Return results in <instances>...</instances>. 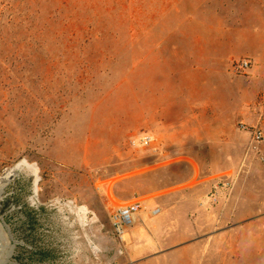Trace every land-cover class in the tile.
Masks as SVG:
<instances>
[{"label":"rangeland","instance_id":"obj_1","mask_svg":"<svg viewBox=\"0 0 264 264\" xmlns=\"http://www.w3.org/2000/svg\"><path fill=\"white\" fill-rule=\"evenodd\" d=\"M253 1L0 0L4 264H264V143L239 128L264 113L229 69L248 59L213 54L264 23ZM135 201L121 241L110 212Z\"/></svg>","mask_w":264,"mask_h":264},{"label":"built area","instance_id":"obj_2","mask_svg":"<svg viewBox=\"0 0 264 264\" xmlns=\"http://www.w3.org/2000/svg\"><path fill=\"white\" fill-rule=\"evenodd\" d=\"M250 66L249 61L239 60L230 63L229 69L233 75H239L248 70ZM239 128L247 132L250 137V151L255 154L260 153L259 145L264 143V130H262L260 123L255 125H246L240 123ZM142 145L152 146L154 139L149 136H142L140 140ZM260 160L264 162V157L261 156ZM232 177L225 175L220 177L218 183L213 187V191H210L207 202L210 205L220 203L222 200L226 202L231 191ZM142 209V203L140 201L125 203L115 206L109 215V223L113 234L121 241H124V236L127 235L128 230L135 225L139 219V214ZM160 214L159 207H153L149 211V217H156Z\"/></svg>","mask_w":264,"mask_h":264},{"label":"crops","instance_id":"obj_3","mask_svg":"<svg viewBox=\"0 0 264 264\" xmlns=\"http://www.w3.org/2000/svg\"><path fill=\"white\" fill-rule=\"evenodd\" d=\"M252 4L264 5V0H257V3L254 1L250 2V5ZM221 43L224 45L223 41ZM225 44H230V46L240 45L241 51L235 50L234 52V49H230L226 52V50L224 51L222 49L213 54L220 56L219 58H223L228 53L236 54V52H241L240 54L248 59L247 61H249L251 65L250 70L245 77L244 85L246 88L243 89L242 95L249 101V104L247 105L248 109L252 106L257 108L259 113H264V23L251 25L248 24L246 30H244L240 42L237 40L236 42L232 41L231 43ZM257 96L260 102L259 105L256 106L255 99ZM247 120L249 121L248 124L255 123L251 119ZM261 128L264 130V125H262Z\"/></svg>","mask_w":264,"mask_h":264},{"label":"bare ground","instance_id":"obj_4","mask_svg":"<svg viewBox=\"0 0 264 264\" xmlns=\"http://www.w3.org/2000/svg\"><path fill=\"white\" fill-rule=\"evenodd\" d=\"M21 167H23L22 166V164L20 163V164H17V165H15L13 168H12V170H16V169H19V168H21ZM28 171H30L32 174H33V169H32V167L31 166H28V165H25L24 166ZM34 187H33V195H34V197L36 196V189H35V182H34V185H33ZM33 198V197H32ZM33 200H35L34 198H33ZM68 206H70L72 209H75L76 210V212L77 213H85L86 212V209L83 207V206H75L72 202H67L66 203ZM0 228H1V225H0ZM10 253H11V251H8L7 253H5L4 255H3V257L0 259V264H4L5 262H6V260H7V258L10 256Z\"/></svg>","mask_w":264,"mask_h":264},{"label":"clouds","instance_id":"obj_5","mask_svg":"<svg viewBox=\"0 0 264 264\" xmlns=\"http://www.w3.org/2000/svg\"><path fill=\"white\" fill-rule=\"evenodd\" d=\"M93 252L99 255L102 252V249L100 247L94 246L93 247Z\"/></svg>","mask_w":264,"mask_h":264}]
</instances>
